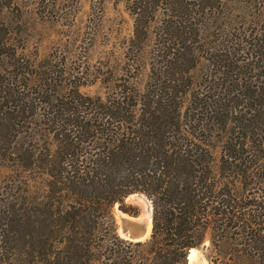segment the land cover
<instances>
[{
    "label": "trees",
    "instance_id": "obj_1",
    "mask_svg": "<svg viewBox=\"0 0 264 264\" xmlns=\"http://www.w3.org/2000/svg\"><path fill=\"white\" fill-rule=\"evenodd\" d=\"M156 1L164 16L158 56L170 59L163 65L166 72L176 75L177 69L182 77L190 72V60L196 67L202 58L210 62L222 51L210 45L207 32L208 18L214 9L223 10V0L217 6H212L216 0ZM9 3L0 0V10ZM149 3L136 0L137 20ZM249 36L255 46L262 44L261 52L255 53L259 62L255 84L244 88L254 102H260V110L264 107V29ZM214 68L237 71L226 60ZM222 91L207 98L221 102ZM194 102L208 101L196 98ZM27 104L14 102L9 109L21 112ZM4 107L5 117L0 120L11 121ZM183 107L163 98L132 106L103 102L88 118L53 105L48 114H54L53 124L62 128L57 136L64 137L58 151L44 161L42 195L15 193L0 208V215L14 213V232L29 247L5 257L0 246V264H189L190 249L207 240L212 264H264L261 111L237 119L230 129L223 126L226 135L219 136V147L208 134L213 127L207 119L190 116ZM204 109L202 104V113ZM82 143L91 149L85 157ZM135 192L145 194L153 206L151 236L144 241L120 236L112 213L119 204L136 214L125 204Z\"/></svg>",
    "mask_w": 264,
    "mask_h": 264
},
{
    "label": "rangeland",
    "instance_id": "obj_2",
    "mask_svg": "<svg viewBox=\"0 0 264 264\" xmlns=\"http://www.w3.org/2000/svg\"><path fill=\"white\" fill-rule=\"evenodd\" d=\"M7 1L11 5L0 10V119L5 117L2 106L8 110L14 102L28 104L21 112L9 109L11 121L0 120V208L15 193L42 195L44 161L58 151L64 137L57 136L62 128L53 124L54 114H48L55 104L89 118L103 102L132 106L163 98L172 105L183 104L190 116L206 118L213 127L208 134L219 147V136L226 135L223 126L230 129L237 119L259 111L264 121V107L258 110L260 102H254L244 88H253L259 72L255 53L261 52L262 42L255 46L249 34L264 29V0H223V10L210 14L207 32L210 45L222 51L210 62L202 58L196 67L190 60V72L182 77L177 69L176 75L172 70L166 72L163 65L170 59L158 56L164 16L155 0H150L139 20L136 0ZM225 60L237 71L214 68ZM220 91L223 100L210 102L207 96ZM196 98L208 102H194ZM202 104L207 108L204 113ZM262 130L258 141L264 155ZM81 148L82 157L91 150L87 143ZM125 204L136 214L119 204L113 207L120 236V216H125L120 211L133 216L142 213L140 203L126 198ZM12 216L0 215V246L5 257L29 247L14 232ZM209 245L207 240L198 249L212 264Z\"/></svg>",
    "mask_w": 264,
    "mask_h": 264
},
{
    "label": "water",
    "instance_id": "obj_3",
    "mask_svg": "<svg viewBox=\"0 0 264 264\" xmlns=\"http://www.w3.org/2000/svg\"><path fill=\"white\" fill-rule=\"evenodd\" d=\"M126 198L130 201H135L140 203L142 206V213L133 216L123 212L129 215V218L127 217L120 218L119 224H120L121 235L130 241H144L151 236V232H152V215H153L152 202L141 192L131 193ZM148 222H151V230L149 233L147 232ZM193 249H198V248L190 249L188 256V260L190 264H195L191 262V257H190ZM198 250L200 251L201 257L205 259L203 252L200 249Z\"/></svg>",
    "mask_w": 264,
    "mask_h": 264
},
{
    "label": "bare ground",
    "instance_id": "obj_4",
    "mask_svg": "<svg viewBox=\"0 0 264 264\" xmlns=\"http://www.w3.org/2000/svg\"><path fill=\"white\" fill-rule=\"evenodd\" d=\"M123 213V212H120ZM125 214V213H124ZM121 217H127L129 218V215L125 214V216H120ZM151 230V222H148V227H147V232L149 233ZM191 262L195 263V264H208V262L203 259L200 255V251L197 249H193L192 253H191Z\"/></svg>",
    "mask_w": 264,
    "mask_h": 264
}]
</instances>
